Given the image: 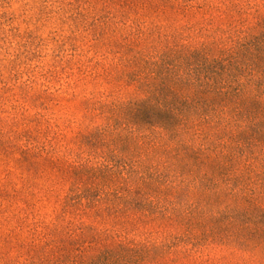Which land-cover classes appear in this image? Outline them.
<instances>
[{
	"label": "rangeland",
	"instance_id": "1",
	"mask_svg": "<svg viewBox=\"0 0 264 264\" xmlns=\"http://www.w3.org/2000/svg\"><path fill=\"white\" fill-rule=\"evenodd\" d=\"M261 20L264 0H0V264L100 253L97 264H264L259 251L210 238L211 215L194 204L186 173L91 135L106 124L98 103L144 98L119 80L134 52L172 61L178 50L220 51ZM68 166L97 176L136 170L133 180L170 196L156 215L95 222L115 237L109 242L46 248L31 223L54 220Z\"/></svg>",
	"mask_w": 264,
	"mask_h": 264
},
{
	"label": "trees",
	"instance_id": "2",
	"mask_svg": "<svg viewBox=\"0 0 264 264\" xmlns=\"http://www.w3.org/2000/svg\"><path fill=\"white\" fill-rule=\"evenodd\" d=\"M231 41L220 51H175L172 61L134 52L132 71L119 80L144 98L98 103L94 110L106 124L91 135L186 173L194 204L211 215L210 238L264 256V20ZM60 170L71 183L56 200L54 220L31 223L46 248L109 242L115 237L98 231L95 222H116L140 210L156 215L170 196L133 180L136 170L111 169L107 176L82 167ZM100 255L63 264H97Z\"/></svg>",
	"mask_w": 264,
	"mask_h": 264
}]
</instances>
